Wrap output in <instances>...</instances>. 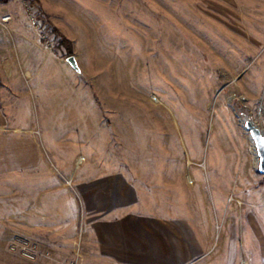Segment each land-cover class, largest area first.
<instances>
[{
    "label": "rangeland",
    "instance_id": "1",
    "mask_svg": "<svg viewBox=\"0 0 264 264\" xmlns=\"http://www.w3.org/2000/svg\"><path fill=\"white\" fill-rule=\"evenodd\" d=\"M0 11L55 55L34 88L48 111H66L35 109L31 131L17 133L31 138L41 166L0 174V225L21 224L11 252L37 260L12 246L37 248L25 238V210L46 200L44 187L63 189L84 214L77 185L86 175L125 173L149 197L171 183L173 208L199 233L208 211L215 240L222 222L251 221L264 175L244 117L264 131V0H9Z\"/></svg>",
    "mask_w": 264,
    "mask_h": 264
},
{
    "label": "crops",
    "instance_id": "2",
    "mask_svg": "<svg viewBox=\"0 0 264 264\" xmlns=\"http://www.w3.org/2000/svg\"><path fill=\"white\" fill-rule=\"evenodd\" d=\"M5 14L0 11V174L33 172L43 157L34 155L30 137L23 139L17 132L31 131L35 109L43 117L52 111L61 117L66 111H48V99L34 88V83L45 81L48 63H57L55 55L32 28L18 26L17 17L8 24L1 22ZM67 115L77 117V111L69 109ZM83 179L77 189L85 199L84 214L74 197L55 187L48 193L42 189L48 197L41 204L27 202L24 233L37 247L36 261L9 248L11 233L21 230V224L1 223L0 229L11 230L9 235L0 231V264H66L74 257L81 264H241L248 255L251 264H264V189L252 194L260 198L251 221L222 222L215 240L208 211L199 233L190 213L173 208L176 195L171 183L154 185V196L149 197L125 173ZM165 188L169 190H158ZM184 200L188 204L187 197Z\"/></svg>",
    "mask_w": 264,
    "mask_h": 264
},
{
    "label": "water",
    "instance_id": "3",
    "mask_svg": "<svg viewBox=\"0 0 264 264\" xmlns=\"http://www.w3.org/2000/svg\"><path fill=\"white\" fill-rule=\"evenodd\" d=\"M69 62L75 69L79 70V65L74 56L69 58ZM244 124L250 132L256 146L258 154V172L264 175V132L248 115L244 117Z\"/></svg>",
    "mask_w": 264,
    "mask_h": 264
},
{
    "label": "built area",
    "instance_id": "4",
    "mask_svg": "<svg viewBox=\"0 0 264 264\" xmlns=\"http://www.w3.org/2000/svg\"><path fill=\"white\" fill-rule=\"evenodd\" d=\"M11 18L10 15H5L3 18H2V21L3 22H7L9 21ZM30 20H31V23L36 26V27H39V21L37 20V18L33 15L30 16ZM43 38L45 39V43H50V39L48 38V35L47 33H44L43 34ZM17 248H20V251L22 252V254L24 256H26L27 258H30V259H36L38 253H37V248L33 247L31 244L25 242L23 243L21 246L20 245H13L12 246V249L16 250ZM243 264H249L248 262V259L247 257H243Z\"/></svg>",
    "mask_w": 264,
    "mask_h": 264
},
{
    "label": "trees",
    "instance_id": "5",
    "mask_svg": "<svg viewBox=\"0 0 264 264\" xmlns=\"http://www.w3.org/2000/svg\"><path fill=\"white\" fill-rule=\"evenodd\" d=\"M7 1H9V0H0V2H7Z\"/></svg>",
    "mask_w": 264,
    "mask_h": 264
},
{
    "label": "bare ground",
    "instance_id": "6",
    "mask_svg": "<svg viewBox=\"0 0 264 264\" xmlns=\"http://www.w3.org/2000/svg\"><path fill=\"white\" fill-rule=\"evenodd\" d=\"M256 124V123H255ZM257 125V124H256ZM264 132V131H263Z\"/></svg>",
    "mask_w": 264,
    "mask_h": 264
}]
</instances>
